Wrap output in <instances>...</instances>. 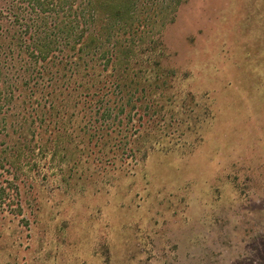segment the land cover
Returning <instances> with one entry per match:
<instances>
[{"label":"rangeland","instance_id":"374dc122","mask_svg":"<svg viewBox=\"0 0 264 264\" xmlns=\"http://www.w3.org/2000/svg\"><path fill=\"white\" fill-rule=\"evenodd\" d=\"M161 38L163 70L177 77L164 91L213 118L186 133L172 102L165 125L180 123V146L82 166L68 184L49 168L30 186L5 166L0 264H264V0H186Z\"/></svg>","mask_w":264,"mask_h":264},{"label":"trees","instance_id":"16d2710c","mask_svg":"<svg viewBox=\"0 0 264 264\" xmlns=\"http://www.w3.org/2000/svg\"><path fill=\"white\" fill-rule=\"evenodd\" d=\"M185 2L0 0V170L8 166L32 186L52 168L68 184L82 166L113 170L133 163L137 148L180 146V123L172 116L165 125L164 116L176 111L172 102L179 109L191 98L164 91L177 77L163 70L161 37ZM196 105L183 103V121L186 133L199 135L197 125L213 114Z\"/></svg>","mask_w":264,"mask_h":264}]
</instances>
